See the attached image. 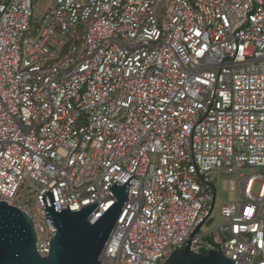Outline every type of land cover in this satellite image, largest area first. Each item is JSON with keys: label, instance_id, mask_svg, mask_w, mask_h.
<instances>
[{"label": "built area", "instance_id": "built-area-1", "mask_svg": "<svg viewBox=\"0 0 264 264\" xmlns=\"http://www.w3.org/2000/svg\"><path fill=\"white\" fill-rule=\"evenodd\" d=\"M35 1L0 0V201L29 214L36 251L47 190L57 211L96 203L93 223L132 175L104 264H163L187 241L264 264V0H52L41 20ZM216 168L250 171L200 232Z\"/></svg>", "mask_w": 264, "mask_h": 264}, {"label": "water", "instance_id": "water-1", "mask_svg": "<svg viewBox=\"0 0 264 264\" xmlns=\"http://www.w3.org/2000/svg\"><path fill=\"white\" fill-rule=\"evenodd\" d=\"M131 177L124 183L116 180L111 184L109 189L117 199L93 223L88 216L96 203L76 210H69L67 205L65 209L57 211L52 191L47 190L42 195V205L55 232L49 253L45 256L35 249V234L29 214L0 201V264H104L100 254L127 201ZM189 245L190 241H187L184 248L172 251L163 264H232L218 250L195 253L189 249Z\"/></svg>", "mask_w": 264, "mask_h": 264}, {"label": "rangeland", "instance_id": "rangeland-1", "mask_svg": "<svg viewBox=\"0 0 264 264\" xmlns=\"http://www.w3.org/2000/svg\"><path fill=\"white\" fill-rule=\"evenodd\" d=\"M52 0H36L32 5L33 15L35 20H41L42 15L51 6ZM161 15H163V10L161 8ZM249 168H243L242 170L236 171L232 174H227L222 168L213 169L211 175L213 176V184L215 187V203L210 218L205 221L200 229V232H207L212 230L220 222L223 221L222 215H220L221 206L227 205L230 202H236L241 199V195L238 191H233L230 189L231 180L236 181L238 179L239 173L249 172ZM32 185L28 181H24L20 187L17 195L16 201L23 203L29 198L30 190H32Z\"/></svg>", "mask_w": 264, "mask_h": 264}]
</instances>
